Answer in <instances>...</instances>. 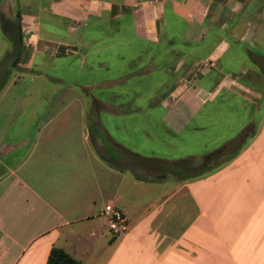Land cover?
Returning a JSON list of instances; mask_svg holds the SVG:
<instances>
[{
	"label": "crops",
	"instance_id": "obj_1",
	"mask_svg": "<svg viewBox=\"0 0 264 264\" xmlns=\"http://www.w3.org/2000/svg\"><path fill=\"white\" fill-rule=\"evenodd\" d=\"M20 7L38 62L0 94V264L52 248L81 264H264V0ZM191 126L196 147L179 143ZM127 153L157 178L121 166ZM106 205L128 233L110 235Z\"/></svg>",
	"mask_w": 264,
	"mask_h": 264
},
{
	"label": "rangeland",
	"instance_id": "obj_2",
	"mask_svg": "<svg viewBox=\"0 0 264 264\" xmlns=\"http://www.w3.org/2000/svg\"><path fill=\"white\" fill-rule=\"evenodd\" d=\"M25 1H28V0H0V94L4 90V88L10 82H12V80H16L17 78L23 75V72H22L23 65H29L31 63L35 64L38 62L37 61L38 58L31 53L30 47L26 44L24 40L25 34L22 33L21 30H20V35H21V45L22 46L19 49L16 45L17 43V33H16V22H17L16 15L17 14L16 13L20 12L23 9V7H20V6ZM128 45H129L128 48H131L132 50L127 51V52H130L133 54L134 51L136 50V46L134 47V45H132L130 42ZM19 50H21L20 55H18ZM72 50L74 49L72 48ZM15 59H17L16 64L13 65V62ZM132 77L133 75L128 76L125 82H128ZM135 83L136 82H131L130 84H133L132 85L133 90L136 93H138L143 89L141 87H143L144 85L140 86L139 83H136L135 85ZM214 108H216L217 111H219L218 105H216V107L215 105H213L211 109H207V110L214 111ZM221 111L223 115L222 116L223 121H222V126L220 127V129L224 133L225 115L228 112L230 113V110H228L224 105H222ZM242 135L243 136H241L239 139H237L233 143H230V144L228 143L225 146H223V147H227V149H225V153H224L225 156L222 157V159H225V157L227 158L234 151L233 147L239 146L241 144V141L244 139V133ZM180 139L181 141L179 143L189 145L190 147H196L198 144L196 143L198 139H196L195 135H193L192 126L191 128L183 132ZM199 140H200V137H199ZM124 159L125 161L121 164V166L123 165L127 170H130L134 174H137L144 179L152 180V179L157 178L156 177L157 174L151 173L149 171V168L143 167L137 162L132 161L130 157L128 156V153L124 156ZM192 165H195V167H198V164H192ZM192 172H195V171L190 169V171L184 173V175L185 174L189 175ZM180 176L181 174L173 175V176L168 175L167 177L177 179Z\"/></svg>",
	"mask_w": 264,
	"mask_h": 264
},
{
	"label": "trees",
	"instance_id": "obj_3",
	"mask_svg": "<svg viewBox=\"0 0 264 264\" xmlns=\"http://www.w3.org/2000/svg\"><path fill=\"white\" fill-rule=\"evenodd\" d=\"M16 33H17V47L20 49L21 45V35H20V30H21V25H20V12L16 13ZM220 33L217 31V29L212 28L211 27V36H209L210 38H208L207 40H205V49L206 52H208L209 50H212L213 47L215 46V44L218 42V40L216 39L215 36L219 35ZM21 50L18 51V55H20ZM17 55V56H18ZM16 60H14L13 65L16 64ZM219 64H221V71L223 72V74L226 75H231V74H235L232 73V66L234 64V62L232 61V57L230 56H226L223 60H220ZM223 152H219L217 154H212L209 157H207L205 159V163L208 164L209 161L213 160L215 157L218 156V154H222ZM128 156L130 157V159L132 161L137 162L138 164H140L143 167L146 168H150V167H158L159 163L151 160V159H147V158H142L139 157L137 155H133V154H129ZM46 264H81L80 261H77L75 259H73L72 257H70L67 253H65L63 250L59 249V248H52L49 252V255L47 257L46 260Z\"/></svg>",
	"mask_w": 264,
	"mask_h": 264
},
{
	"label": "built area",
	"instance_id": "obj_4",
	"mask_svg": "<svg viewBox=\"0 0 264 264\" xmlns=\"http://www.w3.org/2000/svg\"><path fill=\"white\" fill-rule=\"evenodd\" d=\"M103 213L107 218L109 233L112 237H120L128 233L129 224L125 213L111 205H106Z\"/></svg>",
	"mask_w": 264,
	"mask_h": 264
}]
</instances>
